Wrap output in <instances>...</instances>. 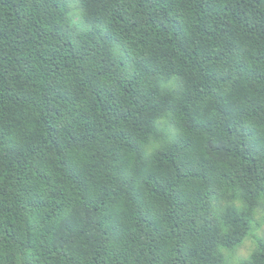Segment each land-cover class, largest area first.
Listing matches in <instances>:
<instances>
[{"label": "trees", "instance_id": "obj_1", "mask_svg": "<svg viewBox=\"0 0 264 264\" xmlns=\"http://www.w3.org/2000/svg\"><path fill=\"white\" fill-rule=\"evenodd\" d=\"M259 206L264 0H0V264H226Z\"/></svg>", "mask_w": 264, "mask_h": 264}, {"label": "rangeland", "instance_id": "obj_2", "mask_svg": "<svg viewBox=\"0 0 264 264\" xmlns=\"http://www.w3.org/2000/svg\"><path fill=\"white\" fill-rule=\"evenodd\" d=\"M75 14H79L77 4H73ZM80 15H76L75 20H78ZM260 240H264V206H259L253 217L249 234L243 242L232 250H224L226 264H241L247 260L253 251L257 248Z\"/></svg>", "mask_w": 264, "mask_h": 264}]
</instances>
